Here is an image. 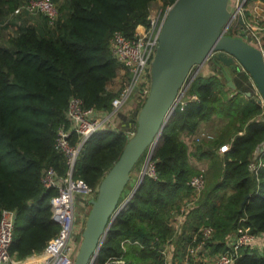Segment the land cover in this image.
Returning a JSON list of instances; mask_svg holds the SVG:
<instances>
[{"label": "trees", "instance_id": "16d2710c", "mask_svg": "<svg viewBox=\"0 0 264 264\" xmlns=\"http://www.w3.org/2000/svg\"><path fill=\"white\" fill-rule=\"evenodd\" d=\"M175 1L63 0L57 2L59 16L53 24L43 15L36 23L22 21L23 14L13 17L14 35L0 39V215L3 209L16 211L10 253L17 258L40 253L59 230L50 206L58 191L45 188L41 175L49 167L65 173V159L55 145L58 127L68 126L70 97L78 96L85 108L110 111L118 87L108 85L116 82L122 66L110 49L113 33L133 38L139 27L147 28L153 4ZM20 3L0 0V20ZM240 25H230L226 33L238 35ZM209 63L216 71L193 77L185 103L176 107L162 131L151 158L157 178L144 176L109 227L93 264L112 259L123 260L115 264H166L159 249L170 240L176 243L170 221L190 193L188 181L198 174L204 175L205 187L180 227L184 236L202 225L211 227L206 246L214 255L225 249L228 236L239 226L264 240V151L255 156L264 143V109L253 91L249 94V75L233 70V89L221 69ZM145 100L133 95L112 124L90 136L76 163L77 178L98 189L136 131ZM216 118L225 119L216 135L201 140L190 153L182 137L194 136L196 141L200 126ZM223 145H228L224 152ZM147 149L131 174L145 160ZM191 157L204 161L205 169L194 165ZM131 174L123 193L134 190ZM235 264H264V244L243 251Z\"/></svg>", "mask_w": 264, "mask_h": 264}, {"label": "built area", "instance_id": "2783aa9c", "mask_svg": "<svg viewBox=\"0 0 264 264\" xmlns=\"http://www.w3.org/2000/svg\"><path fill=\"white\" fill-rule=\"evenodd\" d=\"M231 3L234 6V12L230 23L225 27V32L230 25L238 24V19H241L240 28L241 33L244 34V39L258 48L264 58V1L233 0ZM170 8L171 5H164L163 3L159 5L157 11H153L151 8L147 28L139 27L135 36L131 39L126 38L119 31L113 33L110 39V49L114 58L122 66L117 77V81H119L117 86L118 94L111 101L112 108L110 111L94 107L85 108L78 96L73 95L70 97L65 112L68 126L62 124L58 127L55 145L65 159V173L60 175L54 168L49 167L44 169L41 175V182L45 188H55L58 191L57 195L50 199L52 218L59 226L58 233L46 244L40 253L19 259L15 254L10 253L16 225V211L3 209L0 215V264H73L80 244L77 242L78 248L76 250L75 241L81 234L75 223L77 198H82L83 202L80 204H90V200L95 198L97 192L82 179L75 176L76 163L80 152L93 133L106 125L112 124L114 115L129 103L133 95L139 98L147 97L150 88L149 74L151 63ZM22 14L43 15L50 24H53L59 16V11L57 4L52 0H28L25 4L21 3L6 19L4 18L5 20L3 19L0 22V29L10 28L13 17ZM186 90L187 87L178 95L177 104L169 112L166 123L176 107L185 103ZM192 98L197 99L195 95ZM258 103L264 109V100L260 93L258 95ZM205 138L210 140L213 136L207 133ZM160 140L161 137L148 148L139 180L145 175L157 178L155 162L151 158ZM201 140L202 137L200 136L196 138L198 142ZM227 149L228 145H223L220 148L222 152ZM251 168L255 172L258 171V167L255 165H252ZM188 185L191 189L190 199L195 200L196 203L205 187L204 175L192 176ZM126 203L127 201L125 200L118 210L120 211ZM192 204H186V206L181 207L171 219V225L175 229H180L189 210L194 206ZM211 236V227L202 225L198 230L183 236L184 245L180 248L175 249L173 247L174 240H170L159 251L164 257L166 264H235L243 251L250 248L260 249L264 244L261 235L251 234L244 227L239 226L228 236L225 249L214 255L211 254L206 246ZM261 239L263 242H261ZM134 243H137V241ZM170 255L173 256V259L169 258ZM115 263H123V260L112 259L105 264Z\"/></svg>", "mask_w": 264, "mask_h": 264}, {"label": "water", "instance_id": "95a60500", "mask_svg": "<svg viewBox=\"0 0 264 264\" xmlns=\"http://www.w3.org/2000/svg\"><path fill=\"white\" fill-rule=\"evenodd\" d=\"M232 14L229 0H176L171 5L151 63L149 93L139 111L136 131L101 180L95 198L90 200L73 264L94 263L119 212V199L131 171L145 150L162 136L167 116L175 108L178 94L194 66L201 67L211 61L221 69L228 86L233 89L232 71L243 68L264 100L262 52L248 43L243 33L231 36L225 32ZM241 23L238 19V24ZM262 151L264 143L256 149L255 156ZM143 179L144 176L137 182L127 202ZM248 198L249 195L244 198L242 206Z\"/></svg>", "mask_w": 264, "mask_h": 264}, {"label": "rangeland", "instance_id": "374dc122", "mask_svg": "<svg viewBox=\"0 0 264 264\" xmlns=\"http://www.w3.org/2000/svg\"><path fill=\"white\" fill-rule=\"evenodd\" d=\"M28 0H21V3L22 4H25L26 2H27ZM58 1V0H57ZM62 1L63 0H60V3H62ZM232 2H233V0H231ZM231 1H230V5H229V10L231 11V13H233L234 12V6H233V4L231 3ZM20 3V4H21ZM57 3V2H56ZM59 3V2H58ZM57 3V5H59ZM161 4V2L159 3H155V4H153V6H152V10L153 11H157L158 10V8H159V5ZM8 17V16H7ZM7 17H5V19L7 18ZM39 18H41V15H39V14H34V15H27V14H23L22 16H21V20L22 21H27V20H31V19H34L33 20V22H37V21H39L40 19ZM4 19V20H5ZM0 22H2V20H0ZM226 27V26H225ZM1 28V27H0ZM15 25L14 24H12L11 26H10V28H8V29H0V39L2 38V39H8L10 36H11V34L13 33V32H15ZM204 70H208V71H216V69H214L213 68V66L211 65V63H209V62H207L204 66H201V67H199V66H194L192 69H191V71H190V74L188 75V77H187V79H186V82H185V84H184V86H183V88L180 90V92L185 88V87H187L188 86V82L191 80V79H193V76L195 75V74H197V73H199V72H201V73H203V71ZM242 75H249V73L247 72V71H245L243 68H241L240 69V71H239ZM246 73V74H245ZM238 75V74H237ZM250 76V75H249ZM249 78H250V80H249ZM249 78H247V80L246 81H248V86H249V94L253 91V93L255 94V96L256 97H258L257 95H258V93H259V91H258V89H257V87H256V85L254 84V82H253V80H252V78H251V76L249 77ZM118 84H119V81H117L116 80V82H113V83H111V84H109L108 85V89L110 88H113V87H117L118 86ZM180 92H179V94H180ZM178 94V95H179ZM224 121H225V119H218V118H216L214 121H212V122H205V123H203L201 126H200V128H199V131L197 132V134H198V136H200V137H202V141L204 140V141H207L208 139H206L205 138V135L208 133L209 135H211V136H215L216 135V132H218L217 131V129H218V127L219 126H221L223 123H224ZM202 134V135H201ZM194 137V136H193ZM192 136L190 137L189 135L187 136V135H185V136H183L182 138H183V140L184 141H186V143H187V145H188V147H189V150H190V153H193V151L196 149V147H197V145H199V142L198 141H193L192 140V138H193ZM201 142V141H200ZM147 152H148V149H147V151H146V155H147ZM191 161L193 162V164L194 165H196L198 168H200V169H205V162L204 161H198L195 157H191ZM144 164H145V160L141 163V164H139V166L135 169V171L134 172H132V174H131V183H130V185H134V186H136V184H137V182L139 181V175H140V171L143 169V167H144ZM139 171V172H138ZM192 178V177H191ZM190 178V179H191ZM133 181V182H132ZM190 181V180H189ZM188 181V182H189ZM129 193H131V190L128 188L123 194V202L128 198V194ZM190 194H191V191H190V193H189V195H188V197H185L184 199H183V201H182V204H181V207H183V206H186V204L188 205V204H190V203H193L192 205H194V203H195V200H191L190 199ZM196 204V203H195ZM195 206V205H194ZM193 206V207H194ZM180 207V208H181ZM89 210H90V204H79V203H77L76 204V206H75V213H76V228L78 229V231H80V233L82 234V230H83V228H84V223H85V219H86V217H87V215H88V212H89ZM81 234L79 235V238L77 237V241H75V249L77 250V248H78V243H80L81 242ZM176 236H177V241H176V243H175V239H174V242H173V247L175 248V249H177V248H180L181 246H183L184 245V239H183V236H184V234L182 233V231H181V229H176V234H175ZM178 237H180L179 239H178ZM78 242V243H77ZM80 245V244H79ZM79 249V248H78Z\"/></svg>", "mask_w": 264, "mask_h": 264}, {"label": "crops", "instance_id": "0c3cea01", "mask_svg": "<svg viewBox=\"0 0 264 264\" xmlns=\"http://www.w3.org/2000/svg\"><path fill=\"white\" fill-rule=\"evenodd\" d=\"M59 1H60V0H58V1H56V2H59ZM39 19H40L39 22H42V19H41V18H39ZM213 68H214V67H213ZM177 249H178V248H177ZM169 258H170V259H171V258L173 259V256L170 255Z\"/></svg>", "mask_w": 264, "mask_h": 264}]
</instances>
